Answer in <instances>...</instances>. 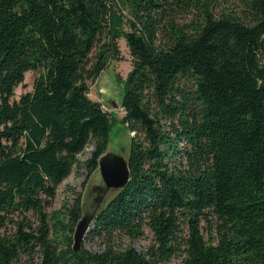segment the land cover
Wrapping results in <instances>:
<instances>
[{"label":"trees","instance_id":"trees-1","mask_svg":"<svg viewBox=\"0 0 264 264\" xmlns=\"http://www.w3.org/2000/svg\"><path fill=\"white\" fill-rule=\"evenodd\" d=\"M121 37L130 176L88 230L103 249L74 250L81 193L47 208L89 144L85 179L106 153L88 81ZM147 233L142 251L116 244ZM172 257L264 264V0H0V264Z\"/></svg>","mask_w":264,"mask_h":264},{"label":"rangeland","instance_id":"rangeland-1","mask_svg":"<svg viewBox=\"0 0 264 264\" xmlns=\"http://www.w3.org/2000/svg\"><path fill=\"white\" fill-rule=\"evenodd\" d=\"M118 46L120 49V58L112 60L107 68H105L101 74L95 79L88 81L89 83V96L93 100L103 99V106L110 112L112 121L109 130V138L105 152H111L119 155L123 158L128 159L130 137L131 134L126 126L121 121L124 114L121 108V102L125 89V77L127 72L132 68V57L130 51L126 45L124 38L118 39ZM36 73L28 71L25 74L24 86L19 85L15 89L16 98L25 91L32 89L33 79ZM101 89L106 91L102 92ZM117 103L120 107H111L108 102L111 99ZM93 149V145L89 144L82 153L78 155L81 164H78L73 168L72 172L58 185L56 195L51 207L47 208L50 213L53 209L61 208L63 205L69 206L77 193H81L82 196V213L90 214L94 212L99 206L109 198L113 192L111 190L94 189L95 186L102 183L99 168H96L94 172L85 179L86 168L83 162L90 156V152ZM35 220L34 217H32ZM151 241V235L145 234L144 238H136L130 240L127 237L117 240L116 244L119 247H125L128 245L133 246L136 250L142 251ZM82 243L88 250L101 251L103 249L102 241L97 237H91L87 232L85 237L82 239ZM165 264H183L181 257H172Z\"/></svg>","mask_w":264,"mask_h":264},{"label":"water","instance_id":"water-1","mask_svg":"<svg viewBox=\"0 0 264 264\" xmlns=\"http://www.w3.org/2000/svg\"><path fill=\"white\" fill-rule=\"evenodd\" d=\"M101 91L103 93L106 92L103 89H101ZM107 95L109 96L108 93ZM109 98L111 99V97ZM101 100L103 101V99ZM101 100L100 102H102ZM108 104L111 107H120L112 99L111 102H108ZM98 168L102 183H100L98 186H95L94 189L111 190L113 194L107 198V200H105L94 212L81 215L80 219L76 223L73 233L72 247L74 250H78L81 244H83L82 239L88 232L97 213L103 209L109 199L119 192L129 180V167L127 158H123L111 152H106L100 156L98 160Z\"/></svg>","mask_w":264,"mask_h":264},{"label":"bare ground","instance_id":"bare-ground-1","mask_svg":"<svg viewBox=\"0 0 264 264\" xmlns=\"http://www.w3.org/2000/svg\"><path fill=\"white\" fill-rule=\"evenodd\" d=\"M129 167V166H128ZM129 176H130V173H129Z\"/></svg>","mask_w":264,"mask_h":264},{"label":"crops","instance_id":"crops-1","mask_svg":"<svg viewBox=\"0 0 264 264\" xmlns=\"http://www.w3.org/2000/svg\"><path fill=\"white\" fill-rule=\"evenodd\" d=\"M98 101H100V100H98Z\"/></svg>","mask_w":264,"mask_h":264}]
</instances>
